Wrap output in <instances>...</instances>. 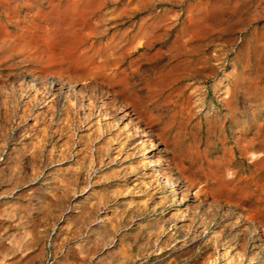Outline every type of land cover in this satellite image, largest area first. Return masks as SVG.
<instances>
[{"label": "rangeland", "instance_id": "obj_1", "mask_svg": "<svg viewBox=\"0 0 264 264\" xmlns=\"http://www.w3.org/2000/svg\"><path fill=\"white\" fill-rule=\"evenodd\" d=\"M0 264H264V0H0Z\"/></svg>", "mask_w": 264, "mask_h": 264}, {"label": "bare ground", "instance_id": "obj_2", "mask_svg": "<svg viewBox=\"0 0 264 264\" xmlns=\"http://www.w3.org/2000/svg\"><path fill=\"white\" fill-rule=\"evenodd\" d=\"M139 145L141 146V148H143V153L141 155L142 157H144L145 155L151 154V152L149 150H147L145 147V140H143V141L141 140V142H139ZM152 157H154V155L149 156V166L152 168L156 167L154 172L157 173V176L159 175V177L161 176V177L165 178V180H164L165 183L173 184L171 178H169V176L167 178V176H166L167 174H169L170 169L167 168V166L161 167L154 160H152ZM173 190H174V188H173Z\"/></svg>", "mask_w": 264, "mask_h": 264}]
</instances>
